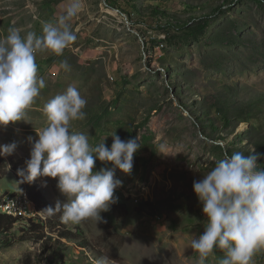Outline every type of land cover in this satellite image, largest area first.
Returning <instances> with one entry per match:
<instances>
[{"label":"rangeland","instance_id":"rangeland-1","mask_svg":"<svg viewBox=\"0 0 264 264\" xmlns=\"http://www.w3.org/2000/svg\"><path fill=\"white\" fill-rule=\"evenodd\" d=\"M69 3L0 0V36L9 28L40 35L43 24L55 23ZM83 4L70 22L76 41L61 55L37 53V75L46 86L24 120L0 127V145L18 143L13 154L2 157L8 168L26 167L27 138H36L47 125L44 104L69 86L87 101L86 118L73 121L72 130L87 135L93 146L106 137L110 147L116 132L122 140L138 136L141 147L131 174L115 170L123 183L100 221L73 224L60 217V226L46 229L54 240L63 232L68 236L60 257L27 232L25 221H17L0 233V264H199L190 243L202 234L206 217L193 181L210 171L225 149L229 155L254 150L264 169V0ZM101 167L111 164L97 160L96 169ZM56 182L36 180L53 207L66 199ZM5 202L27 203L33 212ZM0 204V212L12 216L37 214L11 174L0 180ZM223 256L214 249L205 264H219ZM251 264H264V248Z\"/></svg>","mask_w":264,"mask_h":264},{"label":"clouds","instance_id":"clouds-1","mask_svg":"<svg viewBox=\"0 0 264 264\" xmlns=\"http://www.w3.org/2000/svg\"><path fill=\"white\" fill-rule=\"evenodd\" d=\"M83 7V0H70L55 23L43 24L40 35L34 31L22 35L23 30L9 28L0 36V127L24 120L26 110L46 86L37 75V53L61 55L72 45L77 36L70 22ZM62 67L70 69L67 61ZM86 104L73 86L45 103L47 125L36 131V138H27L30 158L25 160V168L17 170L22 182L56 179V187L66 199H58L55 207L44 210L48 216L61 213L64 223L78 224L89 218L100 221L101 213L118 200L115 190L123 182L115 178V170L131 174L134 153L141 147L138 136L122 140L116 132L111 135L110 147L106 146V137L91 145L87 135L72 130L73 121L86 118ZM17 147L16 141L0 145V156L13 154ZM97 160L111 167L97 170ZM193 191L206 217L202 234L190 243L198 253L199 264H205L214 249L224 252L219 264H251L253 254L264 248V169L258 167V154L252 150L248 155H229L225 149L215 166L193 181ZM11 193L17 192L7 194Z\"/></svg>","mask_w":264,"mask_h":264},{"label":"trees","instance_id":"trees-1","mask_svg":"<svg viewBox=\"0 0 264 264\" xmlns=\"http://www.w3.org/2000/svg\"><path fill=\"white\" fill-rule=\"evenodd\" d=\"M17 170L18 169L15 168V166L8 168L7 162L2 156H0V180L11 174L16 179L18 188L20 190L27 191V196L33 202L37 214L34 217H21L23 215L20 214L16 215L18 217H13L10 213L0 214V233H8L12 229L14 223H16L17 221H25L27 223V232H29V234H32L34 239L41 240L43 242L44 249L53 251L54 254H57L60 257L63 252L62 248H60L63 246V243H61V241H63L62 238H67L68 236H62L64 234L63 232V234H61V238L60 235H58L54 240L53 236H51V234H49L46 229L52 226L53 228H56L61 225V213L58 212L53 216H48L44 209L52 205L48 202V199H46V197L41 193L36 181L32 183L22 182L23 178L18 175ZM67 231L69 233L72 232H70L69 230ZM21 239H23V236H21ZM60 264H64V262Z\"/></svg>","mask_w":264,"mask_h":264},{"label":"built area","instance_id":"built-area-1","mask_svg":"<svg viewBox=\"0 0 264 264\" xmlns=\"http://www.w3.org/2000/svg\"><path fill=\"white\" fill-rule=\"evenodd\" d=\"M4 204H9V205H14L16 207H21V209H23L24 212L26 214L30 215V216H31V213L33 212V209H28L29 207H28L27 203H20V202H18V203H8V202H5ZM1 207H0V209H1Z\"/></svg>","mask_w":264,"mask_h":264},{"label":"bare ground","instance_id":"bare-ground-1","mask_svg":"<svg viewBox=\"0 0 264 264\" xmlns=\"http://www.w3.org/2000/svg\"><path fill=\"white\" fill-rule=\"evenodd\" d=\"M17 198V197H16ZM26 199V197L23 195L22 197L20 196V199ZM28 202V201H27ZM29 204V203H28ZM1 205V204H0ZM14 206V205H13ZM14 211V210H13ZM22 211V210H21ZM1 213H10V214H15L14 212H12V211H6V212H1ZM17 215V214H16Z\"/></svg>","mask_w":264,"mask_h":264}]
</instances>
